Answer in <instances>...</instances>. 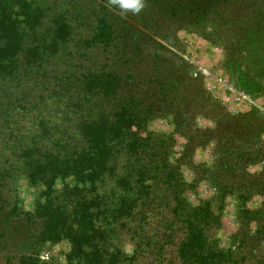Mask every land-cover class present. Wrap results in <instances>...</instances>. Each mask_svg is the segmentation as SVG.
<instances>
[{
	"label": "trees",
	"instance_id": "1",
	"mask_svg": "<svg viewBox=\"0 0 264 264\" xmlns=\"http://www.w3.org/2000/svg\"><path fill=\"white\" fill-rule=\"evenodd\" d=\"M180 31L227 60L244 55L255 78L233 85L264 94V0H145L139 13L111 0H0V264H35L62 241L72 264H264V202L249 206L264 196V113L227 111L180 54ZM163 117L171 134L149 130ZM209 145L212 163H195ZM21 180L43 188L31 210ZM200 182L214 196L193 204ZM228 196L236 250L216 236Z\"/></svg>",
	"mask_w": 264,
	"mask_h": 264
},
{
	"label": "rangeland",
	"instance_id": "2",
	"mask_svg": "<svg viewBox=\"0 0 264 264\" xmlns=\"http://www.w3.org/2000/svg\"><path fill=\"white\" fill-rule=\"evenodd\" d=\"M178 36L182 46L180 54L202 71L206 88L216 100L225 106L227 111L237 114L250 109H258L264 113V94L252 97L233 85V83H237V80L251 82L255 78V69L247 64L244 55L240 54L232 60H227L225 51L220 45L214 44L200 35L180 31ZM198 123L201 127H214V122L209 119L200 118ZM149 130L171 134L174 131L172 118L163 117L152 121L149 124ZM262 139L264 141V133ZM185 142L183 137H176L174 161L180 158ZM212 160L213 147L211 145L196 150L195 163L211 164ZM261 169V164L249 166V171L252 173L260 172ZM184 176L188 182H192L193 173L187 167H184ZM67 182L71 185L75 183L73 179H68ZM62 185L63 182L58 180L55 187L61 188ZM18 192L24 207L28 210L33 209L38 202L44 200L43 188L33 186L26 180H21L18 183ZM186 196L191 203L197 204L202 198L213 197L214 191L207 182H200L198 185L190 187ZM262 202H264V196H259L253 199L249 206L260 207ZM218 206L219 204H216L214 207L215 211L221 214L220 227L216 233L218 245L223 250H236L237 243L233 239V235L239 228L237 219L238 200L235 196H228L223 201L222 208L219 209ZM130 248V245L126 248L129 254L131 253ZM69 252L70 245L66 241L58 244H47L41 250L35 264H72L67 259ZM44 255L48 258L42 259L41 257Z\"/></svg>",
	"mask_w": 264,
	"mask_h": 264
},
{
	"label": "clouds",
	"instance_id": "3",
	"mask_svg": "<svg viewBox=\"0 0 264 264\" xmlns=\"http://www.w3.org/2000/svg\"><path fill=\"white\" fill-rule=\"evenodd\" d=\"M111 3L122 11L131 10L133 13H139L144 8L145 0H111ZM41 258L48 257L44 255Z\"/></svg>",
	"mask_w": 264,
	"mask_h": 264
}]
</instances>
